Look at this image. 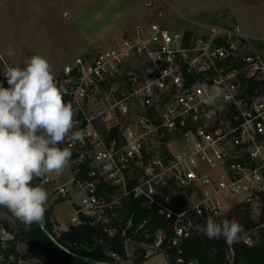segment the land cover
Returning <instances> with one entry per match:
<instances>
[{
  "label": "built area",
  "instance_id": "built-area-1",
  "mask_svg": "<svg viewBox=\"0 0 264 264\" xmlns=\"http://www.w3.org/2000/svg\"><path fill=\"white\" fill-rule=\"evenodd\" d=\"M194 25L173 31L161 21L136 23L111 47L80 55L54 74L68 91L65 102L73 104L74 130L85 134L83 143L61 145L72 152L63 174L41 181L57 201L79 196L70 226L89 222L112 236L131 198L161 217L178 218L179 238L192 227L178 225L187 214L206 221L242 203L258 210L264 194V58L247 53L251 38L238 25ZM251 81L258 85L250 92ZM213 85L223 95L207 106L202 100ZM177 194L189 203L181 215L174 212ZM146 223L132 233L147 234ZM132 228L129 220L122 236ZM161 243L140 244L145 258Z\"/></svg>",
  "mask_w": 264,
  "mask_h": 264
},
{
  "label": "rangeland",
  "instance_id": "rangeland-1",
  "mask_svg": "<svg viewBox=\"0 0 264 264\" xmlns=\"http://www.w3.org/2000/svg\"><path fill=\"white\" fill-rule=\"evenodd\" d=\"M150 21L173 31L195 30L194 23L238 25L251 38L247 53L264 58V0H0V55L11 46L15 55L4 58L21 68L29 57L41 55L55 74L80 55L111 47L136 23ZM0 82L8 87L2 74ZM38 186L49 192L41 182ZM78 202L79 196L72 201L49 196L46 210L53 209L55 230L69 228ZM0 221L13 230L22 225L10 212H3ZM9 239L0 228V240ZM139 248L145 247L127 244L130 260Z\"/></svg>",
  "mask_w": 264,
  "mask_h": 264
},
{
  "label": "clouds",
  "instance_id": "clouds-1",
  "mask_svg": "<svg viewBox=\"0 0 264 264\" xmlns=\"http://www.w3.org/2000/svg\"><path fill=\"white\" fill-rule=\"evenodd\" d=\"M14 55L11 46L0 55V74L8 85L0 82V207L28 230L43 224L49 199L45 188L33 185L34 179L63 174L72 152L61 145L83 143L85 134L74 130L73 104L65 102L68 91L57 83L49 61L33 55L21 68L4 58ZM222 95L223 89L213 85L206 89L202 103L215 106ZM199 230L208 239L222 237L229 245L244 232L235 218L217 222L208 217Z\"/></svg>",
  "mask_w": 264,
  "mask_h": 264
},
{
  "label": "trees",
  "instance_id": "trees-1",
  "mask_svg": "<svg viewBox=\"0 0 264 264\" xmlns=\"http://www.w3.org/2000/svg\"><path fill=\"white\" fill-rule=\"evenodd\" d=\"M258 84L249 82L250 92ZM86 165L85 172L90 170ZM82 179V176H79ZM42 178H36L37 186ZM174 212L181 215L189 209L186 195L174 196ZM142 199H129L124 202L122 220L117 222V232L110 235L105 227L92 225L89 222L81 226H69L66 230H55L53 209L46 210L42 225L33 224L26 230L22 224L13 230L8 222L0 221V228L11 236V239L0 240V264H142L146 261L145 249L139 248L135 257L130 260L126 241L130 239L138 244L152 245L159 238L162 243L158 252L166 255L170 264H264V194L261 196L258 216L248 205H235L228 213L215 219H237L244 228L238 242L227 244L224 238L208 239L200 228L206 221L194 214H187L180 221V226L192 224L186 236H176L175 228L178 218L166 219L154 210L143 207ZM9 212L0 207V215ZM131 220L133 228L126 229ZM146 221L144 230L133 234V229ZM109 229V228H108ZM259 237V242L257 241ZM176 242V244H174ZM116 254L118 260L112 258Z\"/></svg>",
  "mask_w": 264,
  "mask_h": 264
},
{
  "label": "crops",
  "instance_id": "crops-1",
  "mask_svg": "<svg viewBox=\"0 0 264 264\" xmlns=\"http://www.w3.org/2000/svg\"><path fill=\"white\" fill-rule=\"evenodd\" d=\"M155 254L146 259L142 264H170L165 254Z\"/></svg>",
  "mask_w": 264,
  "mask_h": 264
}]
</instances>
